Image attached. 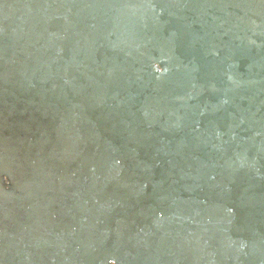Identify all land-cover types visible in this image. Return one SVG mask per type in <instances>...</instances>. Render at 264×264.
I'll return each instance as SVG.
<instances>
[{
	"label": "water",
	"instance_id": "1",
	"mask_svg": "<svg viewBox=\"0 0 264 264\" xmlns=\"http://www.w3.org/2000/svg\"><path fill=\"white\" fill-rule=\"evenodd\" d=\"M59 3L61 0H0V145L4 146V149L13 146L17 150L26 146L38 147L33 146V142L39 144L36 140L42 139V135L36 130V125L43 121L39 116H48V122H64L68 130L67 135L75 131L77 125H80L79 129L85 125L86 129L88 128L85 129V134L75 132L73 136L83 137L85 141L100 142L102 149H98L108 158L96 172L82 177L81 173L76 171L82 157L77 158L76 153L71 152L64 157V162L55 168L54 172L50 166H55V160L49 159L47 165H41L34 160L26 162L18 153H11L12 164L0 165V264H177L176 258L188 264L185 258L176 257L168 248L159 254L141 252V239L146 237V232L153 231L158 237L164 236L156 224L157 217L152 216L153 220L149 219L144 208L148 207L150 212H153V209L167 205L168 201L165 199L171 197L174 199L173 205L180 203L176 191L182 183L179 184L180 181L176 177V168L187 163L184 158L193 161L190 165L187 163L191 168L188 179L193 187L200 184L196 170L202 172L205 167H220L222 156L219 153L214 157H209L210 151H202V154L196 155L191 148L192 144L197 145L194 140L203 141L204 135L216 130L210 128L203 137L194 136L189 140L175 136V132L163 128V132L152 139L145 129L136 127L137 131L130 130L129 134H126L112 124L106 127L94 118L83 119V115H80L82 111L73 109L69 98L79 97L81 88L76 85L86 87V84H83L84 77H91L95 83L116 90L120 98L116 99L115 105L128 109L134 105V96L131 91H127L125 84L132 82L140 86L142 83L146 84L152 74L166 77L170 69L158 59L144 60L142 53L136 51V46H133L128 38L123 42L118 36L121 33L109 34L115 30L116 24H122L124 33L126 27L128 28L125 22H112L109 26L105 23L97 25L109 35L99 44L97 40L101 35L94 40L97 27L92 22L88 23L82 17L75 16V21L68 26L73 31L67 32L66 36L61 34L62 37H57L53 33L56 27L51 26L55 20H50L53 16L60 19L58 13L54 12ZM166 3L167 8L173 10L174 14L185 13L193 18L198 16L193 26L201 27L202 32L213 33L217 36L216 39L227 47H230L227 44V35L233 34L230 48L235 57L241 59V54H264V0H166ZM110 36L111 40L116 39L112 43ZM81 39L92 41V45L96 47L109 41L112 45L109 47L110 51L102 52L114 53L108 66L103 62V65L98 64L96 59L88 61L83 54H78ZM244 40L251 42L246 43ZM71 49L75 51H72L74 54H71ZM93 50L96 52L103 49ZM31 57L35 58L37 65L34 62L26 64V68L21 71L19 59ZM156 66L161 70H157ZM37 71L44 75L43 82ZM63 73L68 76L67 79ZM261 79H264V76ZM33 81L39 82L38 85L34 86ZM235 81L236 77L232 78L231 85H235ZM203 87L205 89L199 88L195 93L190 92L192 99L207 98L216 92L211 90L210 85ZM88 101L89 97L86 96L85 103ZM16 106H19L18 109L14 108ZM13 110L16 117L9 120L6 114ZM263 114L264 88L259 92L252 90L246 98L243 112H229L227 117V125L234 126L239 123L238 140L231 141L228 138L222 141L219 134L225 136V132L220 128L215 135L222 145L219 147H224L223 150H226L227 154L234 149L238 158V154H245V148L247 149L250 143H262L261 140H253L255 137L264 136V117L257 120V117ZM174 116L180 121L184 114L178 111ZM15 120L17 122L14 124L17 125L13 126L12 122ZM33 130L35 132L29 135ZM64 144L62 141L55 145L43 142L39 146L40 149L45 147L54 152L66 149ZM247 152L251 155L252 150L247 149ZM256 153L255 151L251 155V159H264L258 155L256 157ZM107 162L113 172H117L118 177L120 173L127 176L122 193L114 191L111 183L105 179L106 176H111L105 171ZM34 163L38 165V169ZM241 163L243 159H240L237 165ZM243 165L245 167L244 163ZM227 166L229 167L225 168L223 158L221 168L217 169L230 170L217 184L216 195L234 190V183L241 185L251 195L262 190V184L257 183V177L243 176L245 169L234 165ZM146 174H150L147 181L141 180ZM256 174L263 176L260 172ZM180 177L182 181H187L181 172ZM134 187L137 189L136 195L127 200L128 192ZM146 191L151 194L148 206L137 201L143 198ZM194 195L195 191H187V206L199 205L202 202V191L198 197ZM105 204H111L106 212L103 211ZM122 205L130 208V212H141V217L134 216L136 220L132 219L124 226L127 221L116 219L112 215L116 208L123 211ZM179 210L182 209L176 211ZM167 211L157 214L158 217L173 221L174 212L170 214ZM260 212H264V209ZM125 216L131 218L128 214ZM259 221L264 226V219L259 218ZM115 223L121 228L116 227ZM132 224L134 229L131 230ZM172 224L173 222H170L169 226ZM146 225H150V230ZM153 242L155 243L154 240ZM55 245L61 246L62 249ZM132 246L138 249L139 254L132 255L128 252Z\"/></svg>",
	"mask_w": 264,
	"mask_h": 264
},
{
	"label": "bare ground",
	"instance_id": "2",
	"mask_svg": "<svg viewBox=\"0 0 264 264\" xmlns=\"http://www.w3.org/2000/svg\"><path fill=\"white\" fill-rule=\"evenodd\" d=\"M55 9L54 12L58 13L60 19L53 16L50 21L55 20L54 25L51 24V26L56 27L53 29V33L57 37L64 36L70 30L73 31L68 26H71L75 21V16L82 17L84 21L92 22L97 27L94 40L96 41L97 37L101 35V38L97 40L99 44H102V41H105L109 35L97 25L105 23L109 26V23L112 22L113 24H115L114 22H125L124 24H127L128 28L126 27L124 33L122 24H116L115 30L110 31L109 34L111 32L116 35L121 33L118 36L123 42H125V38H128L130 43L136 46V51L142 53L144 60L158 59L161 64L168 65L170 69L165 75L166 77L152 74L146 84L142 83L140 86L132 82L125 84L127 91L129 93L131 91L134 96V105L128 109H122L121 105H115L116 99L120 98V94L116 90L113 91V89L103 87L102 84L95 83L91 77H84L83 84H86V87L76 85L81 88V96L69 98L73 103V109L82 111L80 115H83V119L94 118L99 124H105L106 127L108 124H112L126 134H129L130 130L137 131V128L145 129L149 131L147 133L151 135L152 139L163 132V128L175 132V136L189 140L194 136L203 137V134L209 132L210 128L216 130L204 135L205 140L203 141H200L201 139L194 140L197 145L192 144L191 148L196 155L202 154V151H210L209 157H214L219 153L222 156L220 167H205L202 169V173L191 166L200 177V184L193 187L190 186L188 179L189 171H191L188 164L193 161L184 158L188 164H180V168H176V177L180 181L179 184L182 183L176 191L180 203L173 205L174 199L171 197L165 199L168 201L167 205L157 207L153 209V212H150L148 207L144 208L149 219L153 220L152 216L157 217L156 224L164 236L158 237L153 231L146 232V237L141 239V252L159 254L168 248L176 257L185 258L188 264H264V226L259 221V218L264 219V212H260L264 209L260 210L261 207H264V163L261 164L264 159L259 160L260 158L257 157L258 155L264 158V136L255 137L253 140H261L262 143L252 142L253 144L247 145V149L252 150L251 155L255 151L257 152V158L253 159L245 147V154L243 156L238 154L240 156L238 158H236L237 152L234 149L227 154L226 150H223L224 147H219L222 145L215 137L221 128L225 132V136L219 134L222 141L228 138L231 141L238 140L239 123L234 126L227 125V117H229V112L241 114L246 104V98L252 90L259 92L264 88V79H261L264 76V54L262 56L241 54V59L235 57L230 48L232 47L233 34L227 35V44L230 46L227 47L218 41L217 36L213 33L202 32L201 27L193 26V22H197L198 16L193 18L185 13L174 14L173 10L167 8L166 0H61ZM111 38L112 36L109 40ZM244 41L251 42V40ZM80 42L77 52L83 54L86 60L95 61L96 59L98 64L101 65L103 62L105 66L112 61L114 53H102L110 51L109 47L112 45L109 41L98 45V47L92 45L93 42L88 39H81ZM92 48L103 50L95 52ZM72 51H75L71 49V54H74ZM34 59V57L19 59L20 70H24L26 64L32 62L36 64ZM156 68L161 70L157 66ZM37 73L43 82L44 75H40L39 71ZM64 76L67 79L68 76ZM234 77H236V84L231 85V79ZM35 80H37L36 76ZM66 82L71 87L70 82L68 80ZM38 83L33 81L34 86ZM209 85L213 92L216 90L215 94L207 98L201 97L198 100L192 99L190 92L195 93L199 88L205 89L203 86L209 87ZM86 96L90 100L87 103H85ZM18 107L14 108L18 109ZM178 111L180 113L182 111L184 114L180 121L174 116ZM248 114L250 115V113ZM6 115L9 120H14L16 112L13 110L10 113L7 112ZM39 117L43 118V121H39L40 123L36 125V130L43 139L36 140L40 146L43 142L55 145L62 141L65 143L66 149L54 152L45 147L40 149L36 142H33V146L38 147L29 148L26 146L20 150L13 146L4 149V146L0 145V165H11V153L12 155L18 153L19 157L24 158L26 162L34 160L35 163L41 165L43 163L47 165L49 159L55 160V166H50L54 172L55 168L64 162V157L72 152V154L76 153L77 158L82 157L76 171L85 177L86 174L90 176L91 172H96L107 161L108 157L100 151L102 149L100 142L85 141L83 137L73 136L75 132L81 134L84 132L85 134L88 129L85 125H82L81 129H79L80 125H77L75 131L67 135L68 130L64 122L55 120L48 122V116ZM261 117H264V114L257 117V120ZM16 122L17 120L12 123ZM33 132L35 131L29 132V135ZM240 152L239 150L238 153ZM181 157L183 158V156ZM223 158L225 168L229 167L227 165H234L237 168L245 169L243 176L257 177V183L262 184L260 186L262 190L251 195L241 185L234 183V190L216 195L217 184L230 170L217 169L221 168ZM240 159H243L245 167L243 163L237 165ZM35 163L33 165L38 169V165ZM110 166L109 162L105 165V171L111 175L110 177L106 176L105 179L111 183V188L114 191L122 193L127 176L120 173L118 177L117 172H113ZM180 172L187 181H182ZM256 172H260L263 176H257ZM149 176L150 174H146L145 178L141 180L147 181ZM232 176L234 177V175ZM237 181L240 182V179ZM136 190L134 187L131 192H128L127 200L136 195ZM187 191L190 193L195 191V197H198L202 191V202L199 205L187 206ZM197 191L199 192L197 193ZM223 195L225 196L223 197ZM150 199L151 194L146 191L143 198H139L137 201L148 206ZM110 205L105 204L103 211L106 212ZM129 209L122 205L123 211L116 208L112 215L116 219L127 221L124 225L127 226L132 219L136 220L134 216L141 217V212H130ZM177 209L182 210L176 211ZM164 210H168L167 213L170 214L174 212L173 221H166V217L162 219L158 217L157 214ZM125 214L130 215L131 218H126ZM170 222L173 224L169 226ZM114 225L121 228L118 223ZM241 225H243L242 228H239ZM146 227L150 230V225H146ZM132 229H134V224L131 226ZM124 231L126 232V230ZM55 246L62 249L61 246ZM128 252L132 255L139 254L138 249L134 246L129 247ZM175 261L177 264H184L182 259L176 258ZM120 264L124 263L120 262Z\"/></svg>",
	"mask_w": 264,
	"mask_h": 264
}]
</instances>
